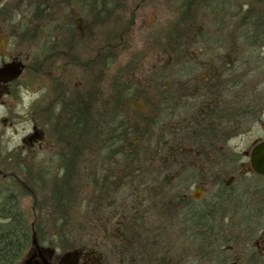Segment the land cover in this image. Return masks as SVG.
Wrapping results in <instances>:
<instances>
[{
	"label": "flooded vegetation",
	"instance_id": "flooded-vegetation-1",
	"mask_svg": "<svg viewBox=\"0 0 264 264\" xmlns=\"http://www.w3.org/2000/svg\"><path fill=\"white\" fill-rule=\"evenodd\" d=\"M64 1L25 0L31 8L32 18L23 20V23L19 22L18 29L29 33L28 42L30 43L27 45L30 46L31 52L41 55L49 54L47 63L50 65L56 63V56L59 52H64L66 47L69 48L66 51L70 53L67 54V58L74 54L73 62H77V52L88 54L86 55L88 57H91L93 53L95 56L91 57V62L95 65L93 61H97L96 52H98L102 54L101 58L106 59L104 62L106 68L113 62L109 54L110 50L117 51L118 47L108 43L100 47L96 45L97 31L93 28V23L96 21L91 19L96 17V10L102 11L100 5H105V17H113L112 4L114 1L69 0L74 3L77 10L74 15L76 19L74 18L73 22L70 14L64 22V16L60 13L64 10V6H67ZM160 1L124 0L122 4L124 2V9L128 13L123 14L122 19L127 22L126 16L131 10L135 13V9H142L144 4L148 3V6H153ZM164 1L166 8L163 9L162 14L167 15L168 20L165 21H168V27L162 32L163 36L179 34L180 31L187 35L190 29L186 27L193 26L196 20H207L209 16L212 17L214 7L219 5L222 9L224 4V0ZM48 3L53 9V12L49 14ZM1 4L0 2V11H2ZM85 10L93 15L87 19L88 21L84 18ZM161 11L162 9L160 13ZM79 12L81 13L78 14ZM105 20L106 25L108 23L111 26L112 19ZM126 25L131 28V24L125 23ZM160 25H162L161 22L158 26ZM83 29H85V36ZM203 31H201L202 34H204ZM191 32L193 35L197 33L193 30ZM82 42L88 43L82 44ZM215 44L212 46L214 49ZM4 63L7 62L1 60L0 67ZM202 63L201 69L205 67L206 72L208 68L214 67L213 61ZM205 64L207 65L203 66ZM186 65L190 69H199L195 62L188 61ZM219 67L217 73L212 72L211 81L208 83L199 82L196 76L194 78L195 83H200L197 93L201 95L202 103L197 105V102H191L189 106H182L179 103L172 106L170 103L167 108L169 110L167 129L161 122L164 116L159 113L165 106L161 107L160 104L159 107L151 108L158 113L154 114L157 116L156 121L153 117L147 118L141 113L140 120L135 123L136 127L129 130L128 116L123 113V110L128 111L125 105L130 94L128 80L123 79L127 77V74L123 72L124 77L121 74V77L115 79L111 85L112 93L106 91V86H104L105 89L100 87V104H97L94 97L98 89L95 86V76L101 79V75H98L96 67L92 66L94 78L91 83V89H93L91 93L93 97L84 94L81 101L74 102L76 114L71 116L74 119L70 120L69 125L73 126L72 129L77 127L79 130L89 122L88 141L91 157L95 163L104 162L111 167H116L120 162V169L115 168L116 172L119 171L118 175L104 176L106 167L100 164L97 167L96 164L91 176H80V152L74 148L76 151L70 149L67 153L64 145L61 150L53 147L55 140L63 143L67 139L70 144L72 142L70 135L68 133L66 135L63 131V125L54 126L52 133L49 134L50 132L45 129L49 126L48 124L44 123L43 128H40L33 125V118H30V133L21 141L23 145L13 150L17 152V149L24 148L29 151L28 163L30 167L32 165L38 167L36 171L45 179L44 184L47 182L44 176H55V180L40 199L43 206L41 204L33 206V209L37 208L39 212V208L45 211L43 213L45 222L37 226L36 230L31 227L33 231L29 234V248L23 253L18 264H264V205L255 204V198L251 195L255 186L251 185L253 186L251 191L248 190L249 184L245 178L248 176H204L205 167L194 169L195 164L199 163L206 165L210 161L220 163L228 160L227 162H230L232 156L230 155L229 159L224 153L228 151L226 146L229 148V144L240 135L236 132L238 125H230L231 127L227 126L226 129L221 124L222 118L215 112L222 108L217 110L213 108L214 106L219 107L221 103L220 97L222 93H225L221 91H224L226 82L223 75L230 72L224 70L223 64ZM158 70L163 71L164 69ZM187 73H189L188 70ZM178 75L180 76L178 72H175V77ZM208 75L209 72L206 76ZM62 77L64 75L61 72H58L52 79L50 77L51 81L48 83L50 85L46 86L45 94L41 93V99H44V102L40 105V110L44 111V107H50L46 109L50 115L48 118L50 121L57 119L61 123L64 112L67 110L66 98L69 97V93H65L63 81L59 82V79L64 80ZM81 77H79L80 81L83 79ZM15 81L0 83V113L6 111L3 99L11 96ZM88 81H91V76ZM56 83L59 84L57 91L52 85ZM156 88V91L155 87L152 89L153 94L157 96L158 87ZM134 93H137V96H143V103L153 99L151 94L150 98L146 97V91H141V87L138 88V92ZM165 93V90L163 94L159 92L158 98L162 95L165 97ZM38 99L37 96L29 101L27 108L35 109ZM160 102L158 100V103ZM189 112L193 113L191 114L193 115L192 120H184V114ZM98 117L101 118L99 124ZM209 118L212 122L210 125ZM105 119L108 121L102 126ZM68 120L66 119L67 122ZM13 124L9 117L5 115L0 117V130L1 128L7 129ZM155 127H157L158 146L163 149H157L158 158L163 159L164 156L161 157L160 154L164 153L173 161L181 164L188 163L184 167V172L188 176H132L136 177L139 183L136 184V188H129L130 178L124 167L129 154L128 135L130 131H134L138 133L140 139L142 136V139L148 138L146 134ZM261 141H264V138L255 139L243 154L248 162L246 174L264 178L250 169V152ZM2 148L0 143V151ZM102 148L106 152L104 158L99 154L103 151ZM12 161L14 162L13 159ZM24 163L27 164V162ZM187 167L190 168L189 171ZM59 177H65V185L60 182ZM12 178L23 184L18 179ZM33 178V172L25 176L29 184L34 180ZM145 180L152 181V187H148ZM9 191L17 196L18 201L16 191L12 189ZM248 191L251 193L247 196ZM5 192L6 190L0 191V193ZM85 193H87L88 200H85L89 202V219L91 226H94L93 229L97 228V224L109 228L120 226L122 229L121 237L113 239L112 243L107 242V246V243L104 245V242L97 243L96 241L91 246H85L80 236L72 234L79 226L72 225L74 216L71 217L70 212L74 211L75 214L80 212V209L77 210L76 207L79 198ZM124 239L126 242L122 243Z\"/></svg>",
	"mask_w": 264,
	"mask_h": 264
},
{
	"label": "rangeland",
	"instance_id": "rangeland-1",
	"mask_svg": "<svg viewBox=\"0 0 264 264\" xmlns=\"http://www.w3.org/2000/svg\"><path fill=\"white\" fill-rule=\"evenodd\" d=\"M113 1V17L109 18L104 16L103 18L93 17L91 19L92 21H96L93 23V28L97 31L96 45L100 47L108 43L118 47L116 49L117 51L110 50L109 54L113 62L105 68L104 62L106 59L101 58L102 54L96 52L98 56L97 61H93L95 65L91 62L92 58L95 56L93 53L91 58L86 56L88 54L77 52V62H73L74 54L72 52L71 54L73 55L69 58L66 57L69 53V51H66L69 49L68 47L64 49V52L58 53L55 58L57 59L55 64H48L47 59L49 58V54L44 53V55H41L31 52L30 46L27 45V43H30L28 42L29 33L18 29L19 22L23 23V20L32 18V14L30 13L32 12L31 8L26 4L25 0H0L2 3V11H0V47H2V49L0 48V63L1 60L7 63L14 61L20 62L24 66L22 73L15 81L11 96H6L3 99L6 111L4 110L0 113V117L5 115L14 123L13 126L4 130L1 128L0 130V143L1 147H3L0 151V186L4 189L8 187L16 191L19 201V210L23 214L27 225L30 227V231H33L31 227L36 230L37 226L39 227L41 223L43 225V222H45L43 218V213L45 211H41L39 208V212L37 208L33 209V206H39L41 204L40 199L46 194L48 186L55 180V176H47L48 178L44 176L48 182V184L47 182L44 184L43 180L45 179L36 171L38 167L35 165L30 167L28 163L29 151H26L24 148L20 150L17 149V152L13 150L15 147L22 146L23 144L21 141L30 133V118H33V125H37L40 128H43L44 123L48 124L49 126L44 128L50 132L49 134L52 133L54 126L63 125V131H65L66 135L67 133L70 135V141L72 142L70 144L67 139H65L63 143L55 140L53 142V147L54 149L61 150L64 145L67 153L70 149L74 148L80 152V176H91L93 171H95L93 168L96 164L97 167H99V164L100 166L104 165L106 167V171L103 174L104 176L119 174V171L116 172L115 168L120 169V162L116 167L112 166V168L104 162L95 163L91 157L92 153H90L88 141L89 122L79 130H77V127L72 129L73 126L69 125L70 120L74 119V117L71 118V116L76 114L74 102L76 100L81 101L84 94L93 97L91 93L93 90L91 89V83L94 78L91 70L92 66L96 67V73L101 75V79L95 76V86H97L98 89H96L94 97L97 104H100V87L105 89L104 86H106V91L112 93L113 90L111 85L115 79L117 77L119 78V76L121 77L123 72L127 74V77H124L123 74V79L128 80L130 94L128 95L129 99H125L128 101H126L125 105L128 111L123 110V113L128 116L129 130L136 127L135 123L140 120L141 113L146 115L147 118L153 117L156 121L157 116L154 114L158 113H155V111H153L154 109L151 110V108L154 106L159 107L160 104L161 107L165 106L159 113L163 114L164 118H161V122L167 129L169 111L167 108L170 106V103L172 106L178 103L182 106H189L191 102H197V105L202 103V97L197 93V87H199L200 83H195V76L196 80H200L199 82L208 83L211 81L212 72L214 71L217 73L220 69L219 66L222 64L225 67L224 70H228L231 73L234 72L228 78H226L228 75L227 72V74L225 73L223 75L224 78H226L225 84H238V87L236 86L230 89L228 94L222 93L219 107H213L215 110L222 108L215 113L223 119L222 121L226 122L223 123L226 129L227 126L229 128L234 125L230 122H235V125H238L236 132L240 134L239 137H236V139L229 144V148L226 146L228 151L224 152L228 155L229 159L231 155L232 160L227 162L228 160L226 159L227 161L222 163H213V161H210L206 165H203L204 163H199L195 164L194 169L205 167L206 171L204 176H248L245 177L248 182L247 184H249L248 190L251 191V187L253 186H255V189H252V193L248 191L249 194H247V196L251 193L255 198L256 205H264V178L256 177L249 173L246 174L248 162L243 154L250 148L255 139L264 138V67L260 66L264 64V38L261 37L257 43L255 42V46L249 45L250 43L247 42L248 39L246 36L244 38V36L241 35L245 28L240 26L241 21L246 20L244 14H264V0H224L223 10L219 5L215 6L212 17L209 16L207 20H196L193 26L186 27L190 29L187 35L182 34L180 31L179 34L176 33L167 36H163L162 33L166 27H168V21H165L168 20L166 19L167 15L162 14L163 9L166 8L164 0H161L160 3L153 6H148V3L147 5L144 4L142 9H135V13L131 10L129 12L130 14L126 16V19L131 24V28L129 25H126V33L118 31L121 22L115 23L116 17L123 14L127 15L128 13L124 9V2L122 4L124 0ZM64 2L67 6H64V10L60 11L61 15L64 16V22L69 14L73 17V22V19H76V16L74 17V15H76L75 11H77L74 3L69 0H65ZM158 4L160 6H158ZM48 6L49 14L53 12V9L51 4L48 3ZM100 6L101 8H105V5ZM160 9H162L161 13ZM80 13L81 12L78 14ZM83 13L85 21L93 16L88 14V10H85ZM107 18L113 20L111 21V26L108 25V23L106 25L105 19ZM160 22L162 25L158 26ZM247 24H249V22H247ZM86 29H88V27H86ZM83 30L85 36V29ZM191 30H193V32L196 31V35H193ZM202 30H204V34L201 33ZM250 31L251 29H247V33L246 31L244 33L249 35ZM199 35L201 37H199ZM86 39L88 38L86 37ZM87 43L82 42V44ZM213 44L216 45L215 49L212 47L214 46ZM179 53H181V55ZM188 61L195 62L199 69H190L189 66L186 65ZM203 61H213L214 63L213 68H208V76H206L208 72L204 69L205 67L201 69ZM85 65H87L86 68ZM206 65L207 64L203 66ZM160 68L164 70H158ZM187 70L189 73H187ZM58 72H61V74L63 73L64 77L62 78H64V80L59 79V82L63 81L66 90L65 93H69V97L66 98L68 102L66 104L67 110L64 112L62 123L57 119L52 121L48 119L50 115L47 113L46 109L50 108L49 106L47 107L45 105V111L43 109L40 110V105L44 102V99H41V93L44 92L45 94L46 86L50 85L48 83ZM175 72H178L180 76L178 75L175 77ZM89 76H91V81H88ZM205 76L206 80L204 81ZM79 77L83 79L80 81ZM169 84L171 86H169ZM52 85L57 91L59 84L56 83ZM139 87H141V91H146V97L150 98L151 94L153 99L146 100L145 103H143V96L140 97L136 95L137 93H134L138 92ZM154 87L155 91L157 89L156 87H158L157 96L153 94L154 91L152 88ZM164 90L166 91L165 97L162 95L161 98H158V93L160 92L163 94ZM200 94H202V92ZM37 96L39 99L37 100L38 103L35 109L31 110L27 108L28 102ZM158 100L161 102L158 103ZM110 106L111 103L109 104V107ZM239 111L244 112L242 118H230L231 116H237L236 114ZM165 113L167 115H165ZM191 114L193 113L189 112L184 114L185 117L183 116V119L192 120L193 115ZM186 116L188 117L186 118ZM66 119H69L68 122ZM99 119L101 118H97L98 124L100 121ZM105 120H103L102 126L108 121V119ZM146 136H148V138L144 137V139H142V136L140 139L138 133L134 131H130L128 135L130 139L128 144L129 152L135 151L134 160L142 158V160H139L141 161L140 163L136 160L128 164V156L124 167L126 168L125 172L128 174L129 178L135 175L134 172L137 173L138 171L140 174L142 173L141 176H188L187 173L184 172V167L188 163L181 164L178 161H173L170 157L165 156L164 153L160 154L161 157L164 156L163 159L158 158L159 153L157 149H163L158 146L156 137L157 127L152 128ZM65 142H67V145L64 144ZM102 149L103 151L99 154L104 158L106 152L104 148ZM11 159H13L14 162H11ZM24 162H27V164ZM163 168L164 170H161ZM186 169H188V171L190 170L188 167ZM99 170L102 171V169ZM30 172L34 173V180L29 184L25 176L30 174ZM12 177L18 179L23 184L16 182ZM59 178L60 182L65 185V177ZM144 182L148 187H152V181L145 180ZM134 183L137 184L139 181H134ZM65 189L66 186L64 190ZM243 194H245L244 191ZM241 197L244 198L243 195H241ZM85 199L88 200L87 193L79 198L76 209H80V212H77V214H75L74 211L70 212V216H74V218H72V225H78L81 229L76 227L72 234L74 236H80L79 238L84 241L85 246H91L95 241L97 243L104 242L105 245V243L110 241L112 243L113 239L121 237L120 232L122 229H120V226L109 228L97 224V228L93 229L94 226H91V221L89 219V202ZM41 205L43 206V204ZM45 209H47V207ZM121 242L125 243L126 241L124 239V241ZM107 245L108 243L106 246Z\"/></svg>",
	"mask_w": 264,
	"mask_h": 264
},
{
	"label": "trees",
	"instance_id": "trees-1",
	"mask_svg": "<svg viewBox=\"0 0 264 264\" xmlns=\"http://www.w3.org/2000/svg\"><path fill=\"white\" fill-rule=\"evenodd\" d=\"M99 6V5H97ZM96 18H103L105 16L104 14V8H102V11L96 10ZM112 13H114V9L112 8ZM245 19L241 21L240 26L245 28V30L241 33L242 36H246L248 39L249 45L255 46L257 41L263 37L264 38V14H244ZM115 23H120V28L118 31H121L124 33L125 29V20L122 19V15L119 17H116ZM113 21V20H112ZM249 22V24H247ZM251 22V23H250ZM106 23V22H105ZM247 29H251L250 34L247 35L244 32ZM199 37H201L199 35ZM256 42V43H255ZM255 43V44H254ZM261 67H264V64L260 65ZM227 74V73H226ZM231 74L228 72V75L226 78H228ZM241 83V82H240ZM238 84H225L224 92L228 94L230 89L236 87ZM227 86V87H226ZM238 87V86H237ZM237 116H231L230 118H242L244 116V112L239 111ZM223 120V119H222ZM228 121V120H226ZM226 123L224 121L221 122V124ZM231 124H235V122H230ZM212 124L211 118H209V125ZM135 149V148H132ZM135 151L129 152L128 156V164L133 162V161H138L140 163L142 158L134 160V153ZM222 163V162H220ZM143 172V170H142ZM135 175L133 176H141L139 171L136 173L134 172ZM138 182L136 177H130V183H129V188H136V184L134 183ZM133 183V184H132ZM135 185V187H134ZM1 190H6L5 193H0V264H18L22 258V255L24 251L28 248L29 243H30V227L27 225L26 220L19 210V204L17 201V196H15L10 188L7 187V189H4L2 186H0V191ZM4 195V196H3Z\"/></svg>",
	"mask_w": 264,
	"mask_h": 264
},
{
	"label": "water",
	"instance_id": "water-1",
	"mask_svg": "<svg viewBox=\"0 0 264 264\" xmlns=\"http://www.w3.org/2000/svg\"><path fill=\"white\" fill-rule=\"evenodd\" d=\"M23 67L20 62L4 63L0 67V83H8L18 79ZM250 169L256 175L264 176V141L257 143L252 148L250 152Z\"/></svg>",
	"mask_w": 264,
	"mask_h": 264
}]
</instances>
